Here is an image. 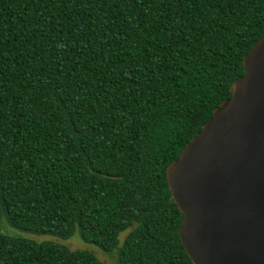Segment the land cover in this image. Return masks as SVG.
Instances as JSON below:
<instances>
[{
  "label": "trees",
  "instance_id": "16d2710c",
  "mask_svg": "<svg viewBox=\"0 0 264 264\" xmlns=\"http://www.w3.org/2000/svg\"><path fill=\"white\" fill-rule=\"evenodd\" d=\"M263 34L264 0H0V264H104L5 224L193 264L165 170Z\"/></svg>",
  "mask_w": 264,
  "mask_h": 264
},
{
  "label": "water",
  "instance_id": "95a60500",
  "mask_svg": "<svg viewBox=\"0 0 264 264\" xmlns=\"http://www.w3.org/2000/svg\"><path fill=\"white\" fill-rule=\"evenodd\" d=\"M231 96L165 170L193 264H264V34Z\"/></svg>",
  "mask_w": 264,
  "mask_h": 264
},
{
  "label": "rangeland",
  "instance_id": "374dc122",
  "mask_svg": "<svg viewBox=\"0 0 264 264\" xmlns=\"http://www.w3.org/2000/svg\"><path fill=\"white\" fill-rule=\"evenodd\" d=\"M5 223V219L3 218L1 224ZM2 231L7 233V234H12V235H22L27 238L33 239L35 241H54L58 243H62L67 245L70 249H87L90 250L95 254V256L102 261L104 264H117L116 261V253H106L99 249L97 246L87 243L83 241L79 234L75 232L70 238L68 239H62L57 236L53 235H36L32 233H27V232H21L19 230L14 229L13 227L7 226L6 224L2 226ZM127 231H124L120 234V240L124 238V236L127 234Z\"/></svg>",
  "mask_w": 264,
  "mask_h": 264
}]
</instances>
